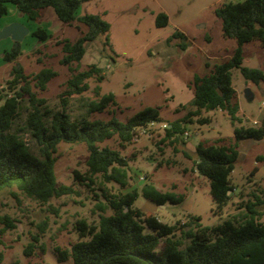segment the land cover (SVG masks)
Returning a JSON list of instances; mask_svg holds the SVG:
<instances>
[{
	"label": "rangeland",
	"instance_id": "rangeland-1",
	"mask_svg": "<svg viewBox=\"0 0 264 264\" xmlns=\"http://www.w3.org/2000/svg\"><path fill=\"white\" fill-rule=\"evenodd\" d=\"M229 1L242 0H84L76 10L77 16L98 14L110 27L106 36L100 34L94 40L85 42L83 56L72 64L77 70L87 69L94 64L103 78L99 81L95 77L88 78V88L71 95L66 109L71 116L80 115L84 112L80 105L83 99L109 92L114 95L116 104L91 113L90 119L116 117L125 120L145 106L158 107L161 120L154 127H147L148 131L154 129L150 135L140 133L123 148L117 147L114 138L101 143L118 148L128 158L126 188L105 182L103 185L107 191L115 193L135 188L138 195L134 206L146 214L157 215L163 223L184 221L196 215L201 225L211 226L229 213L244 211V208L240 210L236 207L248 199L254 200L253 192L264 200V173L251 176L256 167H264V162L256 159L257 155H264V138L240 141L239 154L230 174L234 188L230 200L220 210L212 200L207 178L193 169L195 146L200 141L212 143L217 138L230 136L232 122L224 111L203 110V115L209 117L208 123H187V138L179 136L173 144L169 140L161 141L164 131L159 129L160 122L169 123L192 108L191 83L194 75L204 74L208 70L207 64L230 56L237 45L234 38L222 34L221 21L214 14L216 6ZM13 9L17 8L8 3L6 13L0 16V28L12 22H27L24 15ZM159 12L167 15L165 26L157 27L154 23ZM27 24L29 29L43 26L51 36L41 41L32 36L29 30L19 42L21 53L14 60L5 59L4 53L12 48L15 41L10 36L0 39V91L3 92L2 87H5L10 69L16 61L27 74L50 67L56 71V75L47 82L44 90L36 92L38 96L46 98L50 107L58 109L59 94L65 89L70 75L67 65L60 63L63 53L58 42L74 40L86 31V26L78 20L70 24L60 21L51 7L44 8L37 21H28ZM175 30L183 32L185 37H174L169 41ZM180 41L185 43L183 48L177 45ZM242 49V66L264 70V46L258 40L245 42ZM231 80L243 101L246 80L239 69L232 70ZM2 102L3 99H0V104ZM27 105L26 99H23L18 123L23 122ZM242 123L250 124L246 119ZM25 139L31 150L36 152L34 143L29 141L28 136ZM54 156L57 184L72 185L77 193L41 203L24 195L15 185L1 189L0 228L5 225L2 220L4 215L13 220L14 227L0 234V264H73L70 256L59 259L54 246L69 247L79 239L73 227L76 219L84 217L89 222L97 221L98 211L94 205L98 199L94 193L99 194V200L103 199L100 190L95 188L100 177H94V189L73 177V170H85L88 156L85 145L81 142H60ZM146 184L181 196V201L157 205L142 194ZM257 207L261 212L259 220L264 223V202ZM111 213L112 210L108 209L104 214ZM33 235L39 240L34 242L33 252L25 255L23 249L33 241Z\"/></svg>",
	"mask_w": 264,
	"mask_h": 264
},
{
	"label": "trees",
	"instance_id": "trees-1",
	"mask_svg": "<svg viewBox=\"0 0 264 264\" xmlns=\"http://www.w3.org/2000/svg\"><path fill=\"white\" fill-rule=\"evenodd\" d=\"M83 1L0 0V16L6 13L8 3L14 4L29 21H37L42 10L51 7L60 21L70 24L78 20L86 26V31L74 40L58 42L63 53L60 63L67 65L70 72L65 89L59 94L60 108L50 107L46 98L36 92L46 88L47 82L56 75L54 69L42 67L27 74L18 61L11 67L10 77L2 87L3 92L0 91V99H3L0 104V190L15 185L24 195L41 203L77 193L72 185L57 184L54 154L60 142H81L88 156L83 172L73 170L74 180L94 189V177L99 176L100 181L95 188L100 190L103 199L99 200V194L94 193L98 199L94 205L98 211L97 221L89 222L84 217L74 221L73 227L79 239L69 247L54 246L59 259L70 256L73 264H264V223L259 220L261 212L257 207L264 200L258 194L254 193V200L238 204L236 209L244 208V211L229 213L220 222L203 226L196 215L167 224L155 214L144 213L134 206L138 195L135 188L115 193L107 191L103 185L105 182L126 188L128 158L118 148L131 142L137 130L161 119L158 107L154 106H145L125 120L116 117L90 119L91 113L116 104L111 92L83 99L80 105L84 112L80 115L71 116L67 111L71 95L88 88V78L95 77L98 81L103 78L94 64L84 70L72 66L83 56L85 42L100 34L106 36L110 27L98 14L77 16L76 10ZM214 14L221 21L222 34L234 38L237 45L230 56L207 64L208 70L204 74L194 75L192 108L169 122L170 127L164 129L161 141L169 140L173 144L187 123H208L209 117L203 115V110L220 109L232 124L237 123L227 140L223 137L212 143L202 140L195 146L193 169L207 178L212 200L220 210L230 200L234 188L230 174L239 154L240 141L264 138V125L241 124L243 120L238 114L236 90L231 80L232 70L239 69L247 81H264V70L241 65L245 42L258 40L264 46V0L223 2L214 8ZM167 22L164 12L156 14L154 23L157 27L165 26ZM30 34L41 41L51 36L40 25L30 29ZM174 37L183 39L185 35L175 30L169 41ZM177 45L183 48L185 43L180 41ZM20 53V43L15 41L12 48L4 53V58L14 60ZM23 99L28 105L23 122L18 123ZM25 136L34 143L36 152L31 150ZM110 138L116 139L118 148L102 145L101 142ZM256 159L264 162V155L259 154ZM142 194L157 205L181 201V196L162 192L151 184L143 186ZM108 209L112 213L104 214ZM2 220L5 225L0 228V234L14 227L8 216L4 215ZM32 239L23 249L25 255L33 252L34 242L39 240L36 235Z\"/></svg>",
	"mask_w": 264,
	"mask_h": 264
},
{
	"label": "crops",
	"instance_id": "crops-1",
	"mask_svg": "<svg viewBox=\"0 0 264 264\" xmlns=\"http://www.w3.org/2000/svg\"><path fill=\"white\" fill-rule=\"evenodd\" d=\"M13 10L17 11V9ZM26 21L28 22L29 20H27L26 18ZM27 22L24 21L22 23L27 26ZM245 86L249 89V98H246L243 94V101L240 98V95L238 94L236 88L234 87L236 90V100L238 103V114L241 116L242 120H248L251 125H264V106L261 105V101H264V81L253 82L246 80ZM253 120H256L257 122L252 123ZM234 125L235 124H232V130ZM229 135H232V131ZM241 150L244 151L243 148H241ZM257 173H264V167H256L251 176H255ZM249 188H251V186H249ZM251 195H254V192L251 193Z\"/></svg>",
	"mask_w": 264,
	"mask_h": 264
},
{
	"label": "water",
	"instance_id": "water-1",
	"mask_svg": "<svg viewBox=\"0 0 264 264\" xmlns=\"http://www.w3.org/2000/svg\"><path fill=\"white\" fill-rule=\"evenodd\" d=\"M29 32L27 26L19 22H12L0 28V39L10 36L13 41L20 42L24 36ZM244 96L249 98V89L245 88Z\"/></svg>",
	"mask_w": 264,
	"mask_h": 264
},
{
	"label": "built area",
	"instance_id": "built-area-1",
	"mask_svg": "<svg viewBox=\"0 0 264 264\" xmlns=\"http://www.w3.org/2000/svg\"><path fill=\"white\" fill-rule=\"evenodd\" d=\"M261 105L264 106V101H261ZM257 121L256 120H253L252 123H256ZM156 122H150L148 123V125H146L145 127L137 130V133L136 135L134 136V139L137 138V136L142 133V134H147V135H150L154 129H152L151 131H148L147 127L148 126H151V127H154ZM170 127V124L167 123V122H160L159 124V129H161L162 131H164L165 128H168ZM189 136V131L187 129H185L183 131V133L181 134V138H187Z\"/></svg>",
	"mask_w": 264,
	"mask_h": 264
}]
</instances>
